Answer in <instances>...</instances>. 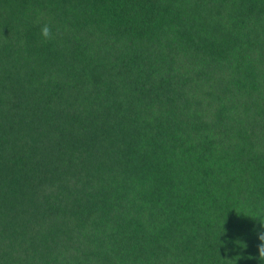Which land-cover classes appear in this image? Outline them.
Masks as SVG:
<instances>
[{"label": "trees", "instance_id": "trees-1", "mask_svg": "<svg viewBox=\"0 0 264 264\" xmlns=\"http://www.w3.org/2000/svg\"><path fill=\"white\" fill-rule=\"evenodd\" d=\"M258 214L264 0H0V264H259Z\"/></svg>", "mask_w": 264, "mask_h": 264}, {"label": "clouds", "instance_id": "clouds-1", "mask_svg": "<svg viewBox=\"0 0 264 264\" xmlns=\"http://www.w3.org/2000/svg\"><path fill=\"white\" fill-rule=\"evenodd\" d=\"M41 35L45 40L50 39L52 36L51 28L48 25H44L41 29ZM255 218H258L260 222L259 230H254L256 231V236L259 241L257 244L258 255L255 257V259L258 260L259 264H264V216L258 214ZM236 243L240 247H246V245L240 241H237ZM238 258L240 259V257H236L235 259L229 261L231 264H237V261L239 260Z\"/></svg>", "mask_w": 264, "mask_h": 264}]
</instances>
